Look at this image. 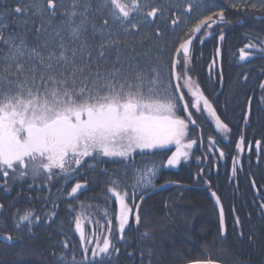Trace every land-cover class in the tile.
Masks as SVG:
<instances>
[{
  "label": "snow or ice",
  "instance_id": "6c2138e0",
  "mask_svg": "<svg viewBox=\"0 0 264 264\" xmlns=\"http://www.w3.org/2000/svg\"><path fill=\"white\" fill-rule=\"evenodd\" d=\"M245 2L250 10L260 13L257 19L264 18V0ZM213 6L210 0H13L0 9V187L9 191L10 175L20 180L31 176L34 182L41 177L50 182L55 175L67 182L83 166L94 167L88 161L97 157L131 161L132 183L120 185L114 181L107 189L118 204L116 231L119 241L124 242L126 229L130 230L133 223L140 227L141 204L156 187V165L136 167L135 154L175 143L177 151L167 159V166L175 167L189 156L181 147L191 149L196 144L192 140L181 145L189 122L196 123L184 89L194 98L195 110H206L220 132L231 131L198 81L193 80L188 67L193 40L203 29L225 19L223 9L211 11L188 30V38L179 43L167 67L162 56L143 50L153 38L162 40L169 28L175 29L182 17L209 11ZM146 27L153 31H145ZM219 40H224L223 34ZM245 48L248 51L240 50L241 60L264 53V40H250ZM160 51L156 49L157 53ZM219 57L217 48L208 74H218L222 84ZM244 79H248L247 75ZM259 87L264 91V83ZM178 110H183L187 119L179 116ZM244 111L247 124L252 116L251 98ZM210 143L215 146L214 140ZM262 143L255 141L258 161ZM251 147L247 145L249 151ZM236 148L241 153L245 151L243 135ZM219 155H225L223 150ZM238 166L242 168L234 158L233 177ZM252 183L255 185L254 180ZM86 187V183L77 182L67 196L75 198ZM211 195L219 206L221 234L226 235L224 207L215 192ZM57 207L53 205V210L45 214L44 223L54 221ZM79 207L85 206L81 202ZM261 207L264 209V201ZM3 208L0 203V210ZM84 215L81 211L74 217L81 258L77 259L74 252L70 258L66 256L67 240L62 243L64 251L51 254L57 264H113V257H118L121 250L112 240V219L105 212L106 229L98 236L93 232L89 239L82 222ZM234 219L239 225V217ZM40 223L41 216L27 210L18 214L14 227L18 233L22 226L31 232ZM149 236L147 230L141 233L142 238ZM0 239L14 244L21 242L22 237L7 233ZM144 255L140 253L142 261ZM148 255L151 256V249ZM6 264H28L27 256L18 252L17 259ZM189 264L216 262L193 260Z\"/></svg>",
  "mask_w": 264,
  "mask_h": 264
},
{
  "label": "trees",
  "instance_id": "16d2710c",
  "mask_svg": "<svg viewBox=\"0 0 264 264\" xmlns=\"http://www.w3.org/2000/svg\"><path fill=\"white\" fill-rule=\"evenodd\" d=\"M13 0H0V9L11 5ZM214 5L209 11L196 12L182 17L175 29L169 28L162 40L152 39L145 44L144 51L162 56L165 67L175 55L179 43L188 38V30L199 19L210 15L211 11L223 9L225 19L212 29H204L191 48V63L188 66L194 81L205 96L212 102L221 120L228 124L231 131L227 134L215 127V119L206 110L194 108V98L184 89L185 99L196 121V127L188 124L185 140L193 145L187 161L180 163L178 169H161L155 181L163 184H176L168 190L157 192L148 197L140 208L141 225L133 223L125 231V241L118 239L115 212L118 204L108 194L107 189L118 181L120 185L131 184L133 180L132 162L122 158L97 157L88 161L68 181L53 176L50 182L43 177L35 182L31 176L8 179L9 191L0 187V236L11 233L22 237L19 243H6L0 239V264L17 259V253L27 256L28 264H57L51 254L59 255L64 251L62 243L69 242L66 252L68 258L74 252L81 258V241L75 230L74 217L84 212L83 226L88 235L98 236L107 227V217L112 219V240L120 248L119 256L113 257V264H189L190 261L212 260L220 264H264V143L259 150L255 141L264 142V53L257 52L248 60H241V49L245 45L264 40V20H258V11L250 10L245 0H210ZM232 4H236L233 8ZM145 31H153L145 28ZM211 35H208V33ZM223 34L224 40L219 36ZM203 38V43L200 40ZM259 38V39H256ZM220 46V62L223 66V83L219 76L208 74V65L216 57ZM159 48L161 51L156 52ZM248 79L245 80L244 76ZM252 99V116L247 124L244 121L247 100ZM185 117L183 110L177 113ZM245 139V151L239 152L236 144L240 136ZM215 141V146L211 141ZM251 144V151L247 145ZM223 150L224 156L219 155ZM175 151L174 147H164L135 154V166L142 168L167 162ZM239 160L235 177L232 176L233 159ZM203 170V171H201ZM127 173V175H126ZM255 181L253 185L252 181ZM86 183L87 187L69 198L67 193L75 183ZM3 178L0 177V185ZM46 185V186H45ZM153 190V189H152ZM150 190V191H152ZM215 192L223 204L227 238L222 239L219 214L210 193ZM84 204V209L79 205ZM136 202L139 203V194ZM55 209L57 215L51 224L44 223L46 213ZM31 210L41 216V223L29 232L22 226L18 233L14 227L18 214ZM238 216L240 224L236 225ZM149 231L150 236L142 238L141 233ZM243 232L241 236L240 233ZM151 249V256L148 250ZM133 252V256L127 253ZM144 252L143 261L140 253Z\"/></svg>",
  "mask_w": 264,
  "mask_h": 264
},
{
  "label": "water",
  "instance_id": "95a60500",
  "mask_svg": "<svg viewBox=\"0 0 264 264\" xmlns=\"http://www.w3.org/2000/svg\"><path fill=\"white\" fill-rule=\"evenodd\" d=\"M258 20H264V18H262V19H258ZM220 23H222V21H219V20H217V23L216 24H213L212 25V27L210 28V29H212V28H215L216 27V25H219ZM204 30V29H203ZM203 30H202V32H203ZM201 32V33H202ZM201 33L200 34H197V38L201 35ZM197 38L196 39H194L193 40V43L197 40ZM193 43H192V45H193ZM220 46H221V42H220V44H219V49H220ZM191 48H192V46H191ZM219 61H220V59H219ZM184 98H185V96H184ZM186 100V99H185ZM189 110H190V108H189ZM183 113H184V115H185V117H186V113L183 111ZM193 116V115H192ZM186 119H187V117H186ZM193 127H196L197 125H196V123L195 124H192V123H190ZM164 185V187L163 188H161L160 186L159 187H157V188H155V189H153L152 191H150V193H149V195L146 197V199L148 198V197H150L151 195H153V194H155V193H157V192H162V191H165V190H168L169 188H170V186L171 187H177L178 185H176V184H172V183H168V184H163ZM210 197H211V199H212V202H213V204H214V206H215V208L217 209V211H218V214H219V206L215 203V200H214V198L212 197V195H211V193H210ZM145 199V200H146ZM145 200H144V202H145ZM143 202V203H144ZM220 202H221V200H220ZM142 203V204H143ZM222 203V202H221ZM142 204H141V206H142ZM223 205V204H222ZM225 212V211H224ZM225 223H226V216H225ZM220 225V224H219ZM226 225V224H225ZM226 228H227V225H226ZM227 234H228V232H226V235H222V239L225 241L226 240V238H227ZM216 264H220V263H217L216 262Z\"/></svg>",
  "mask_w": 264,
  "mask_h": 264
},
{
  "label": "rangeland",
  "instance_id": "374dc122",
  "mask_svg": "<svg viewBox=\"0 0 264 264\" xmlns=\"http://www.w3.org/2000/svg\"><path fill=\"white\" fill-rule=\"evenodd\" d=\"M193 101H194V100H193ZM193 103H195V101H194ZM187 130H188V129H187ZM186 135H187V134H186ZM185 138H186V136H185V137L183 138V140L181 141V145L187 144L188 141H186ZM171 146L175 148V151H177V147H178V146H177L175 143H172V144L166 145L165 147H171ZM192 148H193V146H192ZM192 148H191V149H192ZM191 149H184L183 147H181V150H182V151H188L189 154H190V152H191ZM175 151H174V152H175ZM188 158H189V156H188ZM188 158H187L186 160L182 158V159H181V163L187 161ZM162 165L165 166L166 169H178L179 166H180V164H179L178 166H175V167H169V166H167V162H165L164 164H159V165L157 164L156 167H157L158 171H157V175H156V177H155L154 183H155V181H156V179H157V177H158V174L160 173L161 169L163 168ZM138 194H139V193H138ZM84 231H85V235H86V237H88L89 239H92V235H93V234H92V235H88L87 232H86V230H85V228H84ZM223 241H224V240H223ZM89 248H91V245H89Z\"/></svg>",
  "mask_w": 264,
  "mask_h": 264
}]
</instances>
